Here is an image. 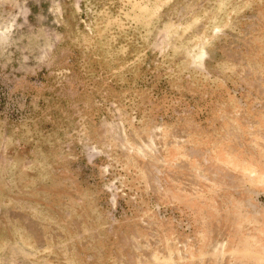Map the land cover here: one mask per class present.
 I'll return each mask as SVG.
<instances>
[{
  "label": "rangeland",
  "instance_id": "obj_1",
  "mask_svg": "<svg viewBox=\"0 0 264 264\" xmlns=\"http://www.w3.org/2000/svg\"><path fill=\"white\" fill-rule=\"evenodd\" d=\"M0 264H264V0H0Z\"/></svg>",
  "mask_w": 264,
  "mask_h": 264
}]
</instances>
